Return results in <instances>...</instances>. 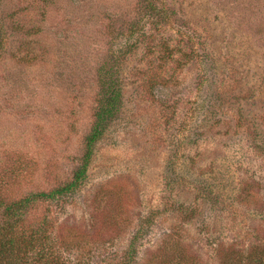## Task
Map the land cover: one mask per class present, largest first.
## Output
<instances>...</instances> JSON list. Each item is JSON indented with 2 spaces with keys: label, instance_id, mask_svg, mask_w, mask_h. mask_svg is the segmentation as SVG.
Masks as SVG:
<instances>
[{
  "label": "rangeland",
  "instance_id": "374dc122",
  "mask_svg": "<svg viewBox=\"0 0 264 264\" xmlns=\"http://www.w3.org/2000/svg\"><path fill=\"white\" fill-rule=\"evenodd\" d=\"M126 42L120 61L109 62L122 105L95 145L87 180L62 206L40 200L28 216L38 220L46 209L57 234L85 230L74 246L87 264L121 253L137 216L161 207L176 164L191 178L208 166L220 178L228 166L222 181L256 179L263 195L264 0H0L7 198L71 179L102 96L100 67ZM198 193L181 191L180 210L155 217L138 245L139 263L168 233L188 254L208 258L212 234L227 223ZM117 206L120 218L111 213Z\"/></svg>",
  "mask_w": 264,
  "mask_h": 264
},
{
  "label": "trees",
  "instance_id": "16d2710c",
  "mask_svg": "<svg viewBox=\"0 0 264 264\" xmlns=\"http://www.w3.org/2000/svg\"><path fill=\"white\" fill-rule=\"evenodd\" d=\"M130 46L129 42L117 46L100 67L99 85L102 96L94 121L85 136L81 162L74 169L71 179L49 191L31 192L18 198H7L3 189L9 185V181L5 182L0 179V264L88 263L83 259L84 257L80 259L77 257L79 252H77V246H74L78 244V240L85 238V230L79 232L82 234L80 237L75 227H72L67 235L57 234L54 230L55 226L53 227L46 218L49 213L46 209L38 220L33 219L30 222L28 216L34 203L40 200H50L55 203L56 207L62 206V202L87 180L95 145L104 134L107 125L119 113L122 105L123 90L119 74L109 62L112 61L115 64L118 60L120 61L125 50ZM178 165L176 164V168L172 166L170 170L175 172L174 177L170 180L164 179L166 187L163 191L161 207L151 209L145 214H139L121 253H111L110 256L105 257L103 262L98 261L95 264H264V186L261 193L263 195H257L261 188L260 181L244 177L235 183L227 179V181H222L221 177L229 176L228 166L223 172H219L220 178L209 166L207 169L210 172L198 169L199 172L191 178L188 174L184 175L185 169H181L183 166ZM187 189L198 190L196 197L202 204L208 203L209 209H216L219 206V213H223L226 220V226L221 224L218 234H212L213 239L209 240L210 255L206 259H200V256H194L197 255L196 253L189 252L188 254L185 247L177 240L172 242L166 240L172 234L168 233L162 245L150 250L148 258L139 263L137 261L138 245L150 230L151 225L155 223V217L163 212L179 211L180 204L177 203L176 197L181 191ZM115 208L117 210L111 211L113 217L122 213L118 209L119 206ZM194 209L196 208L187 214V218L194 217L197 211ZM200 224L205 227L206 233L211 231L205 219H201ZM233 227L239 228L237 234L234 232L233 237L226 239L224 235L230 234V228ZM57 231H59L58 228ZM70 234H72L71 238H69ZM214 240L218 241L214 243ZM166 247H169L168 250ZM67 257L69 259H66ZM209 257L214 258L215 262L208 260Z\"/></svg>",
  "mask_w": 264,
  "mask_h": 264
}]
</instances>
